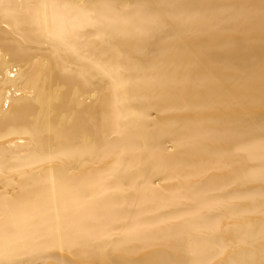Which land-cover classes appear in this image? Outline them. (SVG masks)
<instances>
[{"label": "bare ground", "instance_id": "bare-ground-1", "mask_svg": "<svg viewBox=\"0 0 264 264\" xmlns=\"http://www.w3.org/2000/svg\"><path fill=\"white\" fill-rule=\"evenodd\" d=\"M262 260L264 0H0V264Z\"/></svg>", "mask_w": 264, "mask_h": 264}, {"label": "snow or ice", "instance_id": "snow-or-ice-1", "mask_svg": "<svg viewBox=\"0 0 264 264\" xmlns=\"http://www.w3.org/2000/svg\"><path fill=\"white\" fill-rule=\"evenodd\" d=\"M44 7H47V6L45 5ZM82 264H90V262H88V261H84V262H82ZM91 264H98V262H91ZM260 264H264V260H262V261L260 262Z\"/></svg>", "mask_w": 264, "mask_h": 264}]
</instances>
